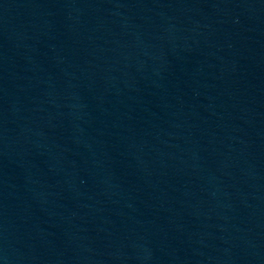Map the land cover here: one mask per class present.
<instances>
[{
    "label": "water",
    "instance_id": "water-1",
    "mask_svg": "<svg viewBox=\"0 0 264 264\" xmlns=\"http://www.w3.org/2000/svg\"><path fill=\"white\" fill-rule=\"evenodd\" d=\"M0 264H264L250 0H0Z\"/></svg>",
    "mask_w": 264,
    "mask_h": 264
}]
</instances>
